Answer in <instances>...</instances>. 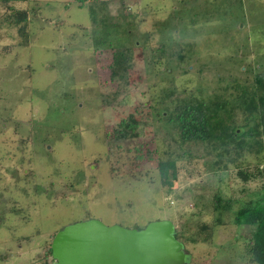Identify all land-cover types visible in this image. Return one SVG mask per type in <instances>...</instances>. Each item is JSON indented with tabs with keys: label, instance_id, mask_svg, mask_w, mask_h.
<instances>
[{
	"label": "rangeland",
	"instance_id": "374dc122",
	"mask_svg": "<svg viewBox=\"0 0 264 264\" xmlns=\"http://www.w3.org/2000/svg\"><path fill=\"white\" fill-rule=\"evenodd\" d=\"M103 2L120 30L111 46L95 45L99 32L89 17ZM11 7L28 13V38L0 3V198L17 202L0 222V264H43L54 233L88 219L127 229L167 220L199 241L184 245L188 264H251L246 247L255 227L233 218L240 208L264 205V176L244 184L237 171L239 164L264 169V151L244 148L240 158L213 144L181 143L174 125L152 112L171 110L175 97L207 99L230 79L251 83L264 71V0H27ZM117 50L127 65L113 78ZM147 103L150 115L140 108ZM233 120L243 125L241 112ZM183 154L168 191L157 160ZM6 206L0 202V212ZM203 225L209 230L202 233Z\"/></svg>",
	"mask_w": 264,
	"mask_h": 264
},
{
	"label": "trees",
	"instance_id": "16d2710c",
	"mask_svg": "<svg viewBox=\"0 0 264 264\" xmlns=\"http://www.w3.org/2000/svg\"><path fill=\"white\" fill-rule=\"evenodd\" d=\"M25 1L27 0H0V3L10 11L8 23L18 27L22 38L27 41L26 23L28 13L24 10L17 11L11 7V3ZM101 4L89 8V17L95 26L93 31L95 34L99 32V36L95 39V45L111 46L112 42L118 43L119 41V38L115 36L120 31L116 28L119 25H111V20L105 13L107 2ZM123 33L128 35L130 39L131 34L127 30H124ZM164 49H166L165 45L158 52L160 53ZM163 53L164 51L161 52V54ZM126 60L124 51L117 50L114 53L110 65V68H114L113 72H115L113 78H117L115 77L117 73L123 67H126ZM128 60L130 62V59ZM245 82L239 83L230 79V83L217 88L207 99L193 94L186 99L175 97L174 100L170 99L171 110L167 107L157 108L152 113L174 125L181 143L213 144L215 149L221 150L225 154L234 151L233 154H237V157L240 158L243 156L244 148L257 147L259 150L264 151V71L255 74L251 83ZM160 103H163V101ZM140 108H147L146 115H150L149 111L153 108V105L152 103H147V106L141 104ZM236 110L243 115V125L234 123L233 118ZM185 154L181 157H160L157 160L156 168L160 185L167 188L168 191L171 190L178 176L177 162L182 160ZM217 156L219 157L218 161H220L222 159L221 155ZM148 157L150 156L148 155ZM231 162H234V160H230L228 164ZM240 166L241 164H239L237 177L244 184L264 176V169L260 170V167H257L255 172H251L248 168H240ZM262 189H264V185ZM0 202L8 205L0 212V222H2L5 215L12 212V208L17 205V202L3 197L0 198ZM233 223L239 227H255L254 232L249 237L246 252L249 255L251 264H264V205L257 204L256 206H246L238 209L234 214ZM200 229L202 233L209 230L205 225L201 226ZM174 237L183 246L187 242L191 244L199 242L194 238H184V234L178 232L176 228ZM23 240L27 239L24 238ZM50 257L51 249L48 246L44 251L42 263L45 264Z\"/></svg>",
	"mask_w": 264,
	"mask_h": 264
},
{
	"label": "water",
	"instance_id": "95a60500",
	"mask_svg": "<svg viewBox=\"0 0 264 264\" xmlns=\"http://www.w3.org/2000/svg\"><path fill=\"white\" fill-rule=\"evenodd\" d=\"M174 233L167 220L127 229L88 219L56 232L51 258L54 264H188L189 254Z\"/></svg>",
	"mask_w": 264,
	"mask_h": 264
}]
</instances>
